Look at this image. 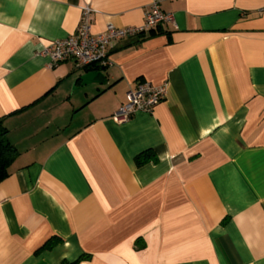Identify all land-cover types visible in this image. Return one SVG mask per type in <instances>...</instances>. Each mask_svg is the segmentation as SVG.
<instances>
[{"label": "crops", "instance_id": "obj_1", "mask_svg": "<svg viewBox=\"0 0 264 264\" xmlns=\"http://www.w3.org/2000/svg\"><path fill=\"white\" fill-rule=\"evenodd\" d=\"M154 1L0 0V122L18 149L0 264H264V0H161L176 24L113 43L106 83L79 79L103 65L41 53L86 5L97 33L143 24ZM140 82L166 98L118 123Z\"/></svg>", "mask_w": 264, "mask_h": 264}, {"label": "built area", "instance_id": "obj_2", "mask_svg": "<svg viewBox=\"0 0 264 264\" xmlns=\"http://www.w3.org/2000/svg\"><path fill=\"white\" fill-rule=\"evenodd\" d=\"M93 8L86 5L82 8L80 25L75 34L57 39L45 46L42 54L48 55L53 64L74 59L81 67L114 64L109 56L110 46L124 38L144 34L160 24H176L174 14L161 8V0H155L145 12L144 22L139 26L118 27L107 24L102 32L92 31ZM167 85H153L140 82L127 93V100L112 115L118 123L127 122L138 111L153 112L166 98Z\"/></svg>", "mask_w": 264, "mask_h": 264}, {"label": "trees", "instance_id": "obj_3", "mask_svg": "<svg viewBox=\"0 0 264 264\" xmlns=\"http://www.w3.org/2000/svg\"><path fill=\"white\" fill-rule=\"evenodd\" d=\"M145 153H142L136 157L138 165H142L152 158L156 160V155L154 153L150 152V154L148 155H146ZM17 155V147L10 141L7 128L0 122V181L10 175V166ZM47 246L51 247L52 242L50 241ZM86 257L87 256H84L81 259Z\"/></svg>", "mask_w": 264, "mask_h": 264}, {"label": "water", "instance_id": "obj_4", "mask_svg": "<svg viewBox=\"0 0 264 264\" xmlns=\"http://www.w3.org/2000/svg\"><path fill=\"white\" fill-rule=\"evenodd\" d=\"M105 68L106 67L103 66L99 70L88 71V72L82 74L79 77V79L81 80V86H86V85H88L90 83H94V82L106 83L107 82V75L104 72Z\"/></svg>", "mask_w": 264, "mask_h": 264}]
</instances>
